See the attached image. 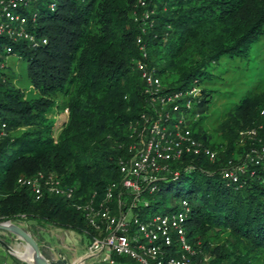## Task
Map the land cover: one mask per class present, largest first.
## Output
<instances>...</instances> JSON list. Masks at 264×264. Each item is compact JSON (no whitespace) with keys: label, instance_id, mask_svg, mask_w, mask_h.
Returning a JSON list of instances; mask_svg holds the SVG:
<instances>
[{"label":"trees","instance_id":"obj_1","mask_svg":"<svg viewBox=\"0 0 264 264\" xmlns=\"http://www.w3.org/2000/svg\"><path fill=\"white\" fill-rule=\"evenodd\" d=\"M52 1L53 9L37 2L28 14L27 29L46 38L45 43L0 39V49L10 44V53L26 60L25 74L36 92L25 97L0 73V117L7 125L0 136V220L35 221L30 233L38 245L33 229L39 232L46 223L89 239L95 231L70 200L48 193L34 200L17 177L39 170L54 174L82 199L94 190L103 194L108 182L121 177L116 160L128 152L140 116L153 112L135 67L137 35H142L146 60L155 65L163 91L196 87L191 101L199 105L213 96L205 83L214 77L216 64L245 57L264 36V0H150L144 29L139 26L144 10L133 21L136 0ZM263 106L264 93L241 99L224 142L200 129V119L193 128L187 123L195 138L215 150V159L184 153L170 162L155 191L143 193L147 204L140 205V215L157 207L161 199L156 193L187 199V240L194 246L199 242L212 264H258L264 252V183L257 175L231 182L219 171L246 149L239 142V129L258 123ZM58 108L68 111L55 135L53 110ZM16 129L20 131L12 133ZM214 228L229 229L239 250L211 246L209 231Z\"/></svg>","mask_w":264,"mask_h":264},{"label":"built area","instance_id":"obj_2","mask_svg":"<svg viewBox=\"0 0 264 264\" xmlns=\"http://www.w3.org/2000/svg\"><path fill=\"white\" fill-rule=\"evenodd\" d=\"M37 2L54 8L52 0H0V39L24 40L31 45L40 39L45 43L46 38H38L27 29L32 10L26 7ZM136 43L139 57L135 59V67L153 112L140 116L132 129L134 135L127 145L128 152L116 160L121 177L108 182L103 194L94 190L83 199L75 197L73 186H63L59 177L41 170L32 176L17 177V183L27 186L34 200H40L46 193L70 200L95 231L88 253H101L102 259L111 264L115 263L114 255L130 258L135 261L133 264H212V256L199 242L194 246L187 240L185 223L190 210L187 199H180V207L168 212L155 211L150 215L138 212L141 204H147L143 193L155 191V182L169 171L171 161L180 159L184 153H203L214 160L216 152L193 136L184 116L174 119L170 116L171 112L181 113L191 107V97L197 88L163 91L154 66L146 60L142 35H137ZM3 49L5 53L13 50L10 44H4ZM166 102L170 104L161 112ZM259 113L262 119L258 123L239 131V142L246 149L236 160L229 159L219 168L222 177L231 182H241L243 175H257L264 183V106ZM6 126L0 117V136L5 134Z\"/></svg>","mask_w":264,"mask_h":264},{"label":"rangeland","instance_id":"obj_3","mask_svg":"<svg viewBox=\"0 0 264 264\" xmlns=\"http://www.w3.org/2000/svg\"><path fill=\"white\" fill-rule=\"evenodd\" d=\"M138 9L132 12L133 21L139 20V12L142 11L141 22L139 21V26L143 29L146 27V16L145 14L152 11V8H148L151 4L150 0H136ZM46 5V4H44ZM47 6V5H46ZM34 4H28L27 10L34 9ZM142 7H147L142 9ZM137 17V19H136ZM225 59V58H224ZM222 60L220 63L216 64L214 71V77H212L209 82L205 83L208 88L211 87L213 91V96L207 104L199 105L192 100V105L189 110L181 111V113L171 112L170 116L172 119L179 116H184L186 123L193 128L194 122L200 119L199 126L200 129L204 130L206 134L217 141H225L224 135L231 124L232 116L234 115L235 109L241 99L249 98L254 94L264 93V36L258 39L257 45L251 48L245 57H237L235 59ZM26 60L22 57L20 58L17 54L5 53L3 47L0 49V73L3 72L8 76V78L14 83L16 87L24 92V96L34 97L36 92L33 87L29 84V80L26 77ZM153 65V64H152ZM155 66V65H153ZM155 68V67H154ZM162 90V83L160 85ZM170 102H166L161 109V112H165L169 106ZM65 109L53 110V118L55 124V135L61 128L63 122L66 120L67 111ZM172 120L170 121V123ZM226 126V127H225ZM196 128V127H195ZM242 129V128H241ZM239 129V131L241 130ZM20 131V129L13 130L12 133ZM156 198H160L161 201L157 204L155 209L151 208L147 211V215L155 213V211L164 210L173 206L174 208L180 207V196L173 195L172 192L156 193ZM24 228L28 227L29 231L32 229L31 225H35V221H16ZM30 225V227H29ZM39 232H33L37 235L39 240V246L48 256L55 257L56 251H60L68 259L76 257L79 254L86 252L87 244L90 239L85 234H80L73 231L69 233V230L63 229L60 226H54L53 224H43V226L38 227ZM43 231V232H42ZM73 234V235H72ZM209 238L211 240V246L214 244H222L226 249L237 248L239 250L238 244L234 243L232 237L230 236L229 229L222 230L219 228H214L209 231ZM44 235V236H43ZM7 242L9 239L6 236H2ZM73 238H76L78 242L72 243ZM11 245L13 241L9 242ZM72 243V244H71ZM17 250L25 251V245L23 242L19 241L15 243ZM48 245L51 249L48 248ZM53 249V251H52ZM0 261L6 259L10 264H26L21 260L17 259L15 255L10 254L0 245ZM8 253V254H7ZM208 254V252H206ZM262 258L258 260V264H264V252L261 253ZM3 257V258H2ZM90 257V256H89ZM88 261L91 264H110L104 261L102 257L96 259H90ZM82 257L73 261V264H82L80 260ZM74 259H71V261ZM71 261L68 260L70 263ZM125 264H133L135 261L128 258ZM249 263V260L247 261ZM250 262L255 263L256 261L251 260ZM243 262V264H248ZM116 264H122V262H117ZM257 264V262H256Z\"/></svg>","mask_w":264,"mask_h":264},{"label":"water","instance_id":"obj_4","mask_svg":"<svg viewBox=\"0 0 264 264\" xmlns=\"http://www.w3.org/2000/svg\"><path fill=\"white\" fill-rule=\"evenodd\" d=\"M0 230L7 236L9 242L17 240L23 242L25 251H20L14 248L0 235V245L10 254L15 255L17 259L26 264H73L69 263L68 259L61 252H58L55 259L46 257L39 249L38 242L34 236L31 235L28 227L24 228L21 224L13 220H0ZM26 250H29L27 257H23L19 254V252H26ZM80 263H83V259H80Z\"/></svg>","mask_w":264,"mask_h":264},{"label":"crops","instance_id":"obj_5","mask_svg":"<svg viewBox=\"0 0 264 264\" xmlns=\"http://www.w3.org/2000/svg\"><path fill=\"white\" fill-rule=\"evenodd\" d=\"M66 230H68V229H66ZM74 230H72V229H70L69 230V233L71 232H73ZM43 232V231H42ZM76 232V231H75ZM0 235L1 236H5V234H4V232L3 231H1L0 230ZM73 235V234H72ZM44 236V235H43ZM7 237V236H6ZM79 237H80V234H79ZM79 240V239H78ZM78 240L76 239V238H73V241H72V243H76V242H78ZM20 240H17V241H13V243H12V246L14 247V248H16L17 249V246H16V242H19ZM71 243V244H72ZM89 244V243H88ZM88 244H87V247H88ZM86 247V248H87ZM48 248L49 249H51L50 248V246L48 245ZM52 251H53V249H52ZM88 248L86 249V252L85 253H83V254H79V255H77L76 257H73V258H71V259H74V260H72L71 261V259H68L64 254V256L69 260V261H71L70 263H72L73 261H75V260H77L78 258H80V257H82L81 259H83V263L82 264H91L92 262H89L87 259H88V257L90 258V259H96V258H99L100 256H101V253H99V254H89L88 253ZM58 252H60V251H56L55 253H56V255H55V257H51V256H48L49 258H52V259H55L56 257H57V254H58ZM2 252L0 251V254H1ZM63 253V252H62ZM8 254V253H7ZM3 258V257H2ZM0 262H8L9 264H10V262L8 261V260H6V259H2V261H0ZM115 263L114 264H116L117 262H121V261H114ZM111 264V263H110ZM122 264H125V262H122Z\"/></svg>","mask_w":264,"mask_h":264},{"label":"bare ground","instance_id":"obj_6","mask_svg":"<svg viewBox=\"0 0 264 264\" xmlns=\"http://www.w3.org/2000/svg\"><path fill=\"white\" fill-rule=\"evenodd\" d=\"M19 254L23 257H27V255L29 254V250H26V252H19ZM80 261V260H78Z\"/></svg>","mask_w":264,"mask_h":264}]
</instances>
